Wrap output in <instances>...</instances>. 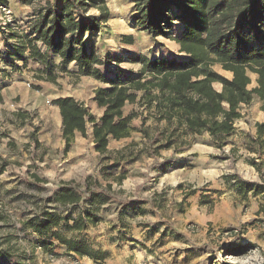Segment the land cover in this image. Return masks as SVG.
I'll return each mask as SVG.
<instances>
[{
    "label": "trees",
    "instance_id": "1",
    "mask_svg": "<svg viewBox=\"0 0 264 264\" xmlns=\"http://www.w3.org/2000/svg\"><path fill=\"white\" fill-rule=\"evenodd\" d=\"M35 1L20 0L32 8L28 33L6 24L11 38L16 41L14 53L7 51V54L11 59L21 60L23 66L29 59L43 66L35 76L39 81L58 85L56 71L68 73L67 65L74 63L80 76L109 84L108 88L94 90V101L103 109L99 122L92 128L95 151L100 155L107 154L109 137L120 140L131 134L130 121L134 114L124 116L122 109L125 104L136 101L138 92L143 93L141 100L153 110L155 120H165L168 127L173 126L165 148L172 144L175 136L207 134L221 149L225 138L234 132L235 121L242 118L241 105H249L257 99L259 110L264 114V0H127L135 11L134 26L150 39L162 37L173 41L185 58L147 59L134 55L128 61L141 67L137 74L124 72L123 77L106 76L102 72L100 67H104L105 61L99 57L92 38L109 20L106 0H52L34 5ZM6 2L0 0V5ZM91 9L99 15H88ZM173 23L180 25L178 36L172 32ZM122 40L125 44L133 43L130 35L122 36ZM50 56L59 57V63L52 64ZM213 66L230 73L231 78L216 72ZM10 67L15 71L19 69L12 62ZM251 75L255 76V85L250 88ZM214 83L221 86L220 91L213 87ZM51 104L59 110L65 154L75 132L86 136L87 124L93 123L94 118L82 102L72 97L56 98ZM12 115L20 119L21 124L28 120L22 111ZM255 128V141L263 146L264 122L256 123ZM142 133L148 136L146 130ZM30 138L38 146L34 134ZM2 171L3 166H0ZM31 176L40 181L36 175ZM230 177L239 186L237 190H241L242 184L236 175ZM123 178L120 176L119 181ZM244 185L257 190L264 188L257 183ZM195 192V189L188 190L181 203ZM54 197L52 212L42 208L34 217L22 222V229L29 228L39 236L31 241L32 249H40L55 258L59 254L54 252V240L65 246L67 255L102 261L103 254H97L84 247L82 241L77 242L63 233L81 232L87 224L95 226L99 218L92 210L78 208L80 197L70 184L62 186ZM93 197L87 202H93ZM206 203L213 202L201 200L200 205ZM12 240L6 236L0 242V260L13 256L16 243ZM248 246L251 244L242 245L239 250Z\"/></svg>",
    "mask_w": 264,
    "mask_h": 264
},
{
    "label": "rangeland",
    "instance_id": "2",
    "mask_svg": "<svg viewBox=\"0 0 264 264\" xmlns=\"http://www.w3.org/2000/svg\"><path fill=\"white\" fill-rule=\"evenodd\" d=\"M45 1L52 2V0H36L34 5L37 3L43 5ZM106 6L110 13L109 20L101 25V32L94 33L92 37L99 57L105 61L104 67L100 69L102 72L106 70L104 73L106 76L123 77L124 72L130 74L137 71L139 65L128 61L134 55H142L147 59L158 56L178 60L185 58L178 52V46L173 41L162 37L150 39L145 32L135 27L133 24L135 11L127 0H106ZM88 15L98 16L99 13L91 9ZM31 18L32 8L22 4L20 0H7L6 4L0 5V166H3V171L0 172V242L8 236L13 238L12 243H16L13 256L1 258L0 262L3 264H45L43 259L39 260L40 258L31 251L33 250L31 241L39 236L29 228L22 229V222L34 217L42 208L50 212L54 210L57 185L65 183L53 176V168L61 166V172L67 168V162L62 166L65 160L62 149H51L41 143L36 146L30 136L34 134L38 140L46 126H53L55 113L50 102L56 94H61L68 88V83H65L64 79L59 80L58 85L36 80V73L42 70L43 66L32 60H28L27 65L23 66L21 60L11 59L12 56L7 54V51L14 53L13 45L16 41L11 38L6 24L10 23L13 29L28 33ZM172 32L178 36L180 25L173 23ZM124 35L132 37L131 45L123 42ZM37 45L43 49L40 43ZM49 59H52V64L57 65L51 56ZM106 59H109V62ZM11 62L19 69L12 70ZM213 70L226 78H231V74L221 70L219 66H213ZM59 72L56 71L57 79L61 78ZM77 82L76 79L73 84ZM254 85L255 76L251 75L249 87ZM213 87L218 91L221 89L217 83H214ZM259 106L257 99H253L249 105H241L242 118L235 121L238 131L226 140L221 149L214 147L213 154L210 155V159L215 160L218 169L217 177L225 183V186L234 183L235 180L231 179V175H236V179L264 184V156L260 159L257 153L248 154L237 144L233 145L235 141H247L248 146L264 155V148L259 142L251 144L242 134L243 131L250 134L254 122L255 124L264 122ZM17 111L25 112L30 124L17 127L16 125H21V120L12 115ZM10 121L16 125L13 126ZM169 130L168 134L171 132ZM205 135L192 138L202 142L205 140ZM179 139L180 137L177 136L172 138V145L176 143L171 147L172 154L176 153L183 144ZM162 150L158 146L155 152L162 153L166 161L176 158L172 154L168 156L169 153ZM141 154V152L137 153L138 156ZM40 157L42 160L44 158L43 163L39 161ZM87 162L88 168L92 166L96 168L95 158L89 157ZM153 165H155L154 161L143 166L144 172L148 170L149 173L150 169L153 170ZM158 172L164 174L169 170L163 172L160 169ZM32 174L40 181L33 178ZM200 178L194 171L189 172L187 176L181 177L177 188H173L168 186L169 182L160 185L159 175L152 172L137 187L139 189L144 187L146 182L148 187H163L158 194L159 198L164 197V201L171 202H174L175 198L179 201L153 203L157 219L141 225L142 228H147L145 238L128 240L129 244L133 242L132 246L127 243L120 245L136 251L132 256L134 264H264V203H229L230 209L218 216L215 215V208L219 206L217 203L219 195L214 194L205 199L201 198L202 201L213 203L201 206L200 200L196 211L189 213L187 203L181 201L188 190L197 191L198 187L205 188L209 185L210 180L206 178H203L202 182H197ZM228 180L230 182H227ZM94 181L91 178L88 184L94 187L97 185ZM74 185L78 189V185ZM181 187L182 190L175 193V189ZM101 191L99 190L97 194H102ZM99 206V204L92 206L85 201L81 204L82 209L92 210L96 217L99 214ZM109 231L111 234L116 232L112 227ZM63 233L77 242L82 241L84 247L96 251L97 254L100 253L101 243L98 242V235L104 232L99 228L87 233H83V230ZM114 237L118 236L110 235L111 242H115ZM247 244L251 246L239 250L242 245ZM5 245L4 243L3 247ZM49 258L55 259L50 256Z\"/></svg>",
    "mask_w": 264,
    "mask_h": 264
},
{
    "label": "crops",
    "instance_id": "3",
    "mask_svg": "<svg viewBox=\"0 0 264 264\" xmlns=\"http://www.w3.org/2000/svg\"><path fill=\"white\" fill-rule=\"evenodd\" d=\"M51 57L55 60L54 62L56 64L59 63V57ZM161 58H165V56ZM138 65L139 70L141 65ZM66 69L69 72H59L61 78L57 79V82L64 79L63 81L68 83V88L66 90L64 89L61 94H56L53 100L62 97H72L76 101L82 102L93 116L94 122L87 124L86 136L83 137L79 132H75L73 143L64 154V141L61 134L62 125L59 110L57 106L51 104L55 113V121L52 127H45V130L41 132V136L38 137V142L51 149H62V154H64L65 158L62 166L67 162V168L63 172L60 171L61 166L55 169L53 168V176H56L58 180L65 183L57 185L55 192H58L62 186L68 184L74 187V184L78 185V189L75 188L77 195L80 197L79 209H82V201L89 203L87 200L91 201L92 197L95 196L93 197V202L90 203L100 205L99 214H97V218H99L100 221L95 226L87 224L83 233L90 232L94 228H99L100 231L104 232L98 235V242L101 243L100 253L103 254L105 258L102 261L95 262L87 257H79L74 254L67 255L65 246L59 245L56 241L52 240L54 243V252L59 254V256L51 260L49 256L44 254L40 249H35L34 252L31 250L33 255L40 258L39 260L43 259L45 264H134L132 256L136 254V251L130 247H120V245L127 243L129 246H132L133 242L129 244L127 242L128 240L145 238V230L147 228H142L141 225L157 219V213L156 209L153 207V203H176L179 201V199L175 198L174 202L164 201V197H158L163 187H148L147 182L144 187L140 189L137 188L147 179V175H150L152 172H156V175H159V179L161 180L160 185L169 182L168 186L173 188H177L182 176H187V174L192 171L201 177L200 181L197 180V182H202L204 180L203 178L210 180L207 187H198L195 194L189 196L183 202L187 203V210L189 213L196 211V207L201 198L205 199L214 194L219 195V201L217 202L219 206L216 207L217 209L215 208V215L218 216L230 209L229 203H264V188L263 190H257L252 186L245 187L244 185V183H257L264 187L263 183L238 179L242 184V189L238 191L237 187L239 186L235 182V184L228 183L227 186H225V183L218 179V169L215 165V160L210 159L214 147L218 148V143L207 134L205 135V140L202 142H198L192 138H195L197 135H181L179 140L180 143L183 142V144L174 154H172L173 150L171 147L176 143L165 148L168 129L172 130L173 126L168 127L165 120H155L153 117V110L151 108H146L141 100L143 96L142 92L137 93L134 103H127L122 109L124 116L134 114L130 121V126L133 128L131 134L129 137L120 140L109 137L107 154L100 155L95 151L92 128L95 123L99 122L103 114V109L99 108L94 101V90L98 87L108 88L109 84L100 83L90 77L80 76L77 71V66L74 63L67 65ZM138 70L130 74L135 75ZM103 73H106V70H104ZM76 79L78 81L77 84H73V81H76ZM259 112L261 116H264L261 111ZM10 123L13 124V126L16 125L12 121H10ZM27 123L30 124L26 121L16 126L24 127ZM254 125L255 122L253 123V127L250 128V134L244 131L242 132L243 136L251 142V144L256 143V128ZM237 127L238 125L235 123L234 132L225 138L224 144L226 140L236 134L238 131ZM143 130L147 131L148 136L145 137V135H143ZM234 144H237L239 148H243L248 154L257 153L260 159L264 156L261 152L248 146L247 141H235L233 145ZM161 145L163 146V148H161L163 149L162 151H165L167 154L169 153L168 156L172 154L176 156V158L166 161V158L162 157L164 156L162 153H156L155 149ZM233 145L232 147H234ZM138 152L142 154L138 156ZM89 157L96 159V168L94 166L91 168L87 167V160ZM43 160L41 157L39 158L41 163H43ZM153 161L155 162V165L152 166L153 170L150 169L149 173L148 170L144 172L143 166L149 165ZM161 162L163 163L161 164ZM204 166H206V168H204ZM160 169L163 172L168 170L169 172L162 174L158 172ZM122 175L124 178L119 181ZM91 178H93V181L95 180L94 182H97V185L94 186L95 188L91 185H87V182L90 181ZM97 190H102V194H97ZM181 190L182 187L180 189H175V193ZM111 227L113 230H116V232L111 234L109 231ZM109 234L118 236L114 237L115 242H111Z\"/></svg>",
    "mask_w": 264,
    "mask_h": 264
}]
</instances>
